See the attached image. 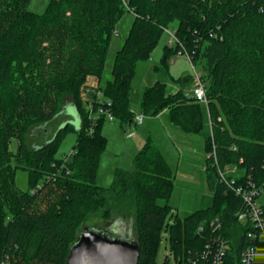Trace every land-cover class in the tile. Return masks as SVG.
Instances as JSON below:
<instances>
[{
  "label": "trees",
  "instance_id": "16d2710c",
  "mask_svg": "<svg viewBox=\"0 0 264 264\" xmlns=\"http://www.w3.org/2000/svg\"><path fill=\"white\" fill-rule=\"evenodd\" d=\"M29 1L0 0V264H64L92 216L131 223L137 264H156L162 235L177 261L196 264H211L221 235L228 245L223 264H240L251 245L248 227L236 221L241 199L220 181L219 170L235 167L242 171L236 185L249 179L264 189V0H50L39 15L28 11ZM126 11L134 19L111 80L96 88L111 100L120 127L135 123L129 95L137 65L150 58L169 26L176 41L164 47V63L188 55L204 85L206 105L184 91L192 76L173 92L162 82L145 88L138 107L147 118L165 113L186 134L208 128L204 151L213 204L184 218L172 213V171L151 136L133 158L134 172L115 168L109 186L97 185L106 121L89 126L87 80L100 79ZM65 99L79 129L66 124L31 148L29 133L38 128L36 138H45ZM70 132L76 133L73 154L57 158ZM17 170L28 174L26 191L15 185ZM215 218L217 231L209 228Z\"/></svg>",
  "mask_w": 264,
  "mask_h": 264
},
{
  "label": "rangeland",
  "instance_id": "374dc122",
  "mask_svg": "<svg viewBox=\"0 0 264 264\" xmlns=\"http://www.w3.org/2000/svg\"><path fill=\"white\" fill-rule=\"evenodd\" d=\"M49 1L50 0H30L27 9L34 14H42L45 12ZM133 19L134 16L132 12L126 11L115 25V31L110 38L102 75L99 80L97 78H89L87 80L88 88L96 89L97 86L104 87L105 84L111 80V71L115 55L122 48ZM167 31L173 33V26H169L168 29L165 30L158 45L152 51L150 58L137 65L129 95L130 109L133 111L134 119L139 115H143L139 112L138 107L145 88L156 82H162L166 85L167 92H173L181 88L180 81H184L187 77L195 76L198 72V69L194 68L188 55L171 56L167 62L164 63L162 59L164 47L174 45V42L169 45L170 36ZM194 86L195 82H190L183 88L184 91L190 95ZM70 103V99H65L61 113L57 119L52 121L47 128H45L48 131L45 138H36L37 135H42V132H40L38 128L33 129L29 133L27 142L31 148L40 146L44 143L43 140L51 138L56 130L64 127L66 124L72 125L76 130L79 129L80 120L76 110ZM146 118L147 117L144 116V119ZM134 124L126 126L128 128L123 131L119 127L120 124L117 120L111 123L108 121L103 123L102 134L106 138V145L99 164L97 185L101 187L109 186L113 179V171L115 168L134 172L135 167L133 158L136 154L135 148L138 147L140 141L149 136L147 131L153 130L150 136L172 171L174 186L169 205L172 208L173 215L184 218L196 211L209 208L213 204V195L209 186V173L206 169V154L204 151V140L208 134V128L205 127L200 134H186L179 128L173 126L166 114L160 118L159 124H156L154 128L145 127L147 124L146 121L142 126ZM35 138L37 140H35ZM75 141L76 133H68L60 144L57 158L69 156ZM16 145L17 142L12 140L9 146L10 151H14ZM241 174L242 171L238 170L233 177H240ZM15 185L22 191L27 190L28 174L26 171L17 170L15 174ZM167 221H170V219ZM112 222H114V224H111ZM116 223L118 226H120V224L123 226V228L120 226L123 229V234L127 233L125 230L129 228V225H127L124 220H119L117 217L112 218L110 221H106L92 216L84 222L81 229L83 227H89L100 230L107 229L113 233H118L116 229L110 227V225L114 227ZM161 239L156 253V264H173V260L168 255L169 252L164 235H162ZM172 255L174 256V254Z\"/></svg>",
  "mask_w": 264,
  "mask_h": 264
},
{
  "label": "built area",
  "instance_id": "2783aa9c",
  "mask_svg": "<svg viewBox=\"0 0 264 264\" xmlns=\"http://www.w3.org/2000/svg\"><path fill=\"white\" fill-rule=\"evenodd\" d=\"M167 33L170 36V43H175L176 39L174 37V32L170 33L167 31ZM178 55H180V53ZM86 94H89V97L85 101V110L87 112V120L90 128L97 124L100 119L108 122L114 121V116L111 112V100L105 98L103 93L95 88H87ZM192 98L197 103L207 104L204 85L197 74H195V86L192 90ZM143 119V115L136 117V119H134L136 125H141ZM72 154L73 151L70 152L69 156ZM69 156L67 155L64 158L68 159L67 157ZM236 172L237 169L235 167L232 168L227 166L219 170V179L220 181L229 182L228 184L231 186L235 195L241 199V206L235 213V218L238 223L248 227L247 238L251 241V245L242 252L240 264H264V189L262 187H257L249 179L243 184L236 185L235 181L239 178L233 177ZM230 176L232 178L228 181L227 179ZM34 193L33 191L32 194ZM209 228H213V230L216 231L219 230L221 228L220 220L217 218L212 220L209 224ZM200 230L202 231V229ZM217 238L219 239L220 246L213 252L211 264H223L222 259L228 249L227 241L224 240L221 235H218ZM207 246L208 248L211 246L210 242ZM168 255L173 260V264H196L190 263L189 259L179 262L175 260L170 252ZM1 264L8 263L3 261Z\"/></svg>",
  "mask_w": 264,
  "mask_h": 264
},
{
  "label": "water",
  "instance_id": "95a60500",
  "mask_svg": "<svg viewBox=\"0 0 264 264\" xmlns=\"http://www.w3.org/2000/svg\"><path fill=\"white\" fill-rule=\"evenodd\" d=\"M127 225L129 228L125 234L123 231L113 233L107 229L83 227L64 264H137L139 245L131 236V223ZM110 227L115 229L113 225Z\"/></svg>",
  "mask_w": 264,
  "mask_h": 264
},
{
  "label": "crops",
  "instance_id": "0c3cea01",
  "mask_svg": "<svg viewBox=\"0 0 264 264\" xmlns=\"http://www.w3.org/2000/svg\"><path fill=\"white\" fill-rule=\"evenodd\" d=\"M174 91H176V90H174ZM165 113H162L161 115H159V116H157V117H155V118H146V119H144V121L142 122V124H141V126L142 125H144V123H145V121L147 122V124L145 125V127H153L154 128V126L156 125V124H159V120H160V118L164 115ZM111 123V122H110ZM120 127V126H119ZM121 128V130H125V129H127L128 127H126V126H123V127H120ZM150 129V128H149ZM153 132V130H149V131H147V133H149V136L151 135L150 133H152ZM148 137V136H147ZM147 137H145L142 141H140L139 142V144H138V147H136L135 148V153H137L138 152V150L143 146V144H144V141H145V139L147 138Z\"/></svg>",
  "mask_w": 264,
  "mask_h": 264
},
{
  "label": "flooded vegetation",
  "instance_id": "af4514ba",
  "mask_svg": "<svg viewBox=\"0 0 264 264\" xmlns=\"http://www.w3.org/2000/svg\"><path fill=\"white\" fill-rule=\"evenodd\" d=\"M120 226H122V225H120ZM120 226H118L117 224L115 225V229H117V231H122L123 229V226H122V228L120 227Z\"/></svg>",
  "mask_w": 264,
  "mask_h": 264
}]
</instances>
